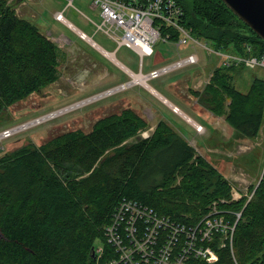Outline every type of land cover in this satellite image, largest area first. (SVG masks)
Returning a JSON list of instances; mask_svg holds the SVG:
<instances>
[{"label": "trees", "instance_id": "trees-1", "mask_svg": "<svg viewBox=\"0 0 264 264\" xmlns=\"http://www.w3.org/2000/svg\"><path fill=\"white\" fill-rule=\"evenodd\" d=\"M178 1L195 37L245 56L264 50V40L223 0ZM59 66L56 42L0 0V117L55 82ZM243 67L221 62L203 89L192 90L206 109L226 115L238 140L257 136L264 120V78L241 90L234 74ZM172 126L161 119L142 137L149 121L125 108L100 118L90 131H65L2 156L0 264H95L96 240H104V226L123 198L187 225L217 202L235 225L238 264H264V172L249 187L251 198L233 199L230 180ZM218 242L216 237V248ZM217 251V261L191 264H236L229 242Z\"/></svg>", "mask_w": 264, "mask_h": 264}, {"label": "rangeland", "instance_id": "rangeland-1", "mask_svg": "<svg viewBox=\"0 0 264 264\" xmlns=\"http://www.w3.org/2000/svg\"><path fill=\"white\" fill-rule=\"evenodd\" d=\"M8 1L16 8L20 17L36 24L47 35L50 36L52 32L54 38H65L60 40L61 44L56 42L60 61L59 78L6 109L0 117V134L128 81L130 76L119 62L139 71L141 57L135 50L125 45L118 47V43L106 32L96 31V24H100L102 19L99 10L91 6V0H74L73 5L67 8L65 6L69 0ZM63 9L64 16L69 21L106 50L115 51L119 62L105 55L88 39L82 38L67 22L57 20L55 12ZM200 40L206 46L192 40L179 46L173 40H159L154 45L155 53L144 56L142 63L144 72H149L186 57L193 47L196 48L201 57L199 64L173 69L158 78L150 79L149 82L153 88L162 92L198 122L202 129H197L198 126L189 122L144 84L136 82L137 84L131 87L126 86L125 89L54 117L9 132L10 135L0 138V158L32 142L41 145L49 137L65 131H90L100 118L121 112L125 108H132L150 124V127L140 131V136H150L158 122L165 119L186 137L198 153L204 155L230 180L232 190L234 188L241 195H250L251 198L253 192L249 193V186L252 183L257 185L264 172V120L257 136L238 140L233 137L235 129L226 121V115H215L198 103V97L192 91L195 89L192 88L202 83L203 86L199 90L203 89L212 71L223 59L213 51L215 46L209 39ZM70 41L71 43H68ZM243 68L234 74L235 85L243 91L249 88L255 77L264 78L262 65H247ZM133 139L135 137L130 140ZM234 194L238 195L235 191ZM95 245H104V240L97 239Z\"/></svg>", "mask_w": 264, "mask_h": 264}, {"label": "built area", "instance_id": "built-area-1", "mask_svg": "<svg viewBox=\"0 0 264 264\" xmlns=\"http://www.w3.org/2000/svg\"><path fill=\"white\" fill-rule=\"evenodd\" d=\"M73 2L69 0L65 7L73 5ZM91 6L99 10L102 19L100 24H96V31L106 32L118 43V47L125 45L132 48L141 57L139 71L118 61L130 76L128 82H131L127 88L137 84L131 73H146L150 81L168 73L167 66H173L175 70L198 63L199 55L191 53L144 72L142 59L155 53L154 45L159 40H173L177 46L192 40L206 46L185 26V11L178 0H91ZM65 9L55 12V18L68 23L64 16ZM79 34L82 38H88L83 31ZM96 46L108 57L110 53L115 54V51H108L98 44ZM245 48L249 52L253 50L250 44H245ZM213 51L222 56L224 65L264 66V50L249 56L225 49L215 48ZM197 129H202V126ZM232 192L233 199L241 197L238 190L233 188ZM223 213L214 202L209 213L207 209L198 220L187 225L156 212L143 202L123 198L104 226V245L94 246L95 264H191L196 259L213 263L219 257L217 249L225 247L227 242L238 264L233 251L235 225L226 220ZM237 215L240 216V213ZM216 237L219 239L217 248L213 243Z\"/></svg>", "mask_w": 264, "mask_h": 264}, {"label": "water", "instance_id": "water-1", "mask_svg": "<svg viewBox=\"0 0 264 264\" xmlns=\"http://www.w3.org/2000/svg\"><path fill=\"white\" fill-rule=\"evenodd\" d=\"M223 1L229 6V8H231V10L239 18H241L248 26H250L264 40V0H223ZM124 87H125V84L118 85L114 88H111V89L105 91V92L93 95V96L88 97L86 99H83L79 102H76L72 105H69L67 107L61 108V109L56 110V111H53L49 114H45L41 117H38L36 119H33L31 121H28L26 123L18 125L16 127H13L10 130H6V131H4V134L9 133V132H15L17 130L26 128L28 126L36 124L37 122H41V121L46 120L48 118L54 117V116L58 115L59 113L73 109V108L80 106L82 104L92 102L93 100L99 99V98L104 97L108 94L117 92ZM165 102H166V100H165ZM175 111H177V110H175ZM93 256H95L94 251H93Z\"/></svg>", "mask_w": 264, "mask_h": 264}, {"label": "bare ground", "instance_id": "bare-ground-1", "mask_svg": "<svg viewBox=\"0 0 264 264\" xmlns=\"http://www.w3.org/2000/svg\"><path fill=\"white\" fill-rule=\"evenodd\" d=\"M109 56L114 59L117 60L115 57L114 53H110ZM118 62V60H117ZM125 67V66H124ZM127 69V67H125ZM173 66H167L166 67V71L169 72L171 70H173ZM134 77V82H141L142 84H144L146 87H148L149 89H151V91H153L155 94H157L162 100H166V102L170 105H172V107L174 108V110H177L178 113L182 114L189 122L193 123L196 126H200V124L198 122H196L193 118H191L187 113H185L180 107L178 108V105H174L172 104V101L167 100L164 96L161 95V93H159L155 88L152 87V85H150L149 82V77L146 73L145 74H140V73H131ZM131 81L127 82L126 84L128 85V83H130ZM125 85V87L127 86ZM11 133V132H10ZM10 133H1L0 134V138H2L3 136H8L10 135Z\"/></svg>", "mask_w": 264, "mask_h": 264}, {"label": "crops", "instance_id": "crops-1", "mask_svg": "<svg viewBox=\"0 0 264 264\" xmlns=\"http://www.w3.org/2000/svg\"><path fill=\"white\" fill-rule=\"evenodd\" d=\"M57 12V11H56ZM54 16H55V14H54ZM68 20V19H67ZM68 24L69 25H71L75 30H77L79 33L81 32V31H83V30H81L80 28H78L76 25H74L71 21H69L68 20ZM84 32V31H83ZM80 35V34H79ZM50 36H51V38L55 41V42H60V40L61 39H64L65 37H63V36H60L59 38H54L53 36H52V32H50ZM88 36V35H87ZM88 38H91V37H89L88 36ZM87 38V39H88ZM92 39V38H91ZM89 40V39H88ZM90 41V40H89ZM68 43H71V41L70 42H68ZM60 44H61V42H60ZM65 44V43H64ZM92 44H93V42H92ZM98 44V43H97ZM194 49L191 51V52H189L187 55H189V54H191V53H197L196 52V48L195 47H193ZM198 54V53H197ZM199 55V54H198ZM199 63L201 62V57H200V55H199ZM198 63V64H199ZM164 66V65H163ZM162 67V66H161ZM208 79H210V78H208ZM127 82V81H126ZM126 82H124V83H126ZM124 83H121L120 85H122V84H124ZM203 86V84L202 83H199V85L198 86H196V87H194V88H192V89H195V90H199V88H201ZM191 87H189V89H190ZM157 90V89H156ZM158 91V90H157ZM159 93H161V95L162 96H164L167 100H169L170 101V99L167 97V96H165L162 92H160V91H158ZM172 104H174V105H176L174 102H172ZM172 108V107H171ZM173 109V108H172ZM191 117V116H190ZM192 118V117H191Z\"/></svg>", "mask_w": 264, "mask_h": 264}, {"label": "flooded vegetation", "instance_id": "flooded-vegetation-1", "mask_svg": "<svg viewBox=\"0 0 264 264\" xmlns=\"http://www.w3.org/2000/svg\"><path fill=\"white\" fill-rule=\"evenodd\" d=\"M252 184H253V183H252ZM252 184H251V185H252ZM251 185H250V186H251ZM250 186H249V187H250Z\"/></svg>", "mask_w": 264, "mask_h": 264}]
</instances>
